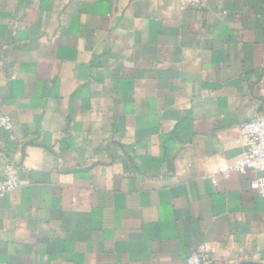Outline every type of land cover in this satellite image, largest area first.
<instances>
[{"label": "crops", "instance_id": "crops-1", "mask_svg": "<svg viewBox=\"0 0 264 264\" xmlns=\"http://www.w3.org/2000/svg\"><path fill=\"white\" fill-rule=\"evenodd\" d=\"M0 264H264V0H0Z\"/></svg>", "mask_w": 264, "mask_h": 264}, {"label": "built area", "instance_id": "built-area-1", "mask_svg": "<svg viewBox=\"0 0 264 264\" xmlns=\"http://www.w3.org/2000/svg\"><path fill=\"white\" fill-rule=\"evenodd\" d=\"M180 11L201 10L204 0H173ZM0 128L9 135L12 130V121L8 116L0 114ZM241 141L244 153L236 159L231 168L245 174L257 171L264 167V115L255 116L242 124L240 128ZM10 138L11 135H10ZM18 187L17 170L13 162H8L4 168V179L0 185V196ZM217 251L215 247L202 244L197 247L183 264H216Z\"/></svg>", "mask_w": 264, "mask_h": 264}]
</instances>
